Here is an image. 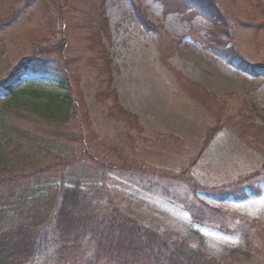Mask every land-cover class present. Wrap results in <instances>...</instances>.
<instances>
[{
	"label": "rangeland",
	"instance_id": "1",
	"mask_svg": "<svg viewBox=\"0 0 264 264\" xmlns=\"http://www.w3.org/2000/svg\"><path fill=\"white\" fill-rule=\"evenodd\" d=\"M214 1L227 24L218 40L202 15L165 12L159 0H0V82L31 54H43L66 72L86 110L92 155L115 166L88 179L212 257L233 250L235 264H264V77L215 53L234 49L264 64V0ZM30 78L50 82L43 74ZM185 178L209 188L196 198L219 209L216 216L191 219L185 205L195 197ZM48 181L33 187L47 194ZM226 189L237 193L220 199ZM94 248L86 245L83 258H93ZM57 250L33 264H76L84 252L58 259Z\"/></svg>",
	"mask_w": 264,
	"mask_h": 264
},
{
	"label": "trees",
	"instance_id": "2",
	"mask_svg": "<svg viewBox=\"0 0 264 264\" xmlns=\"http://www.w3.org/2000/svg\"><path fill=\"white\" fill-rule=\"evenodd\" d=\"M159 1L165 12L202 15L211 24L206 32L213 40L226 35L227 24L214 0ZM139 15L143 27H151ZM228 50L215 53L243 72L264 77V64L247 62L236 50ZM48 62L43 54L33 53L0 82V264H33L53 247H58V259L83 247L76 264H235L233 250L228 258L212 257L201 243L193 246L176 232L138 218L111 196L105 184L88 179L115 166L92 155L88 135L93 133L82 118L87 117L86 110L80 111L66 72ZM38 74L48 76V86L31 80ZM22 77L26 78L22 86H15ZM117 109L129 116L119 105ZM13 116L30 124H18ZM44 177L53 183L47 194L33 187ZM258 177L254 179L261 174ZM184 180L195 197L185 205L191 219L202 224L216 216L219 209L196 198L197 190L209 188ZM220 193L223 199L237 192ZM92 244L94 257L83 258L86 245Z\"/></svg>",
	"mask_w": 264,
	"mask_h": 264
}]
</instances>
